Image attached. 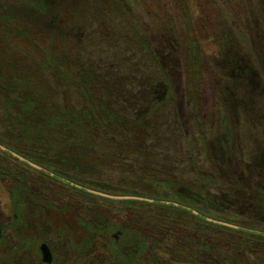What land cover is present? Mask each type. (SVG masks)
Instances as JSON below:
<instances>
[{"label": "rangeland", "instance_id": "obj_1", "mask_svg": "<svg viewBox=\"0 0 264 264\" xmlns=\"http://www.w3.org/2000/svg\"><path fill=\"white\" fill-rule=\"evenodd\" d=\"M5 14L12 17V22L2 26L0 56L17 61L24 71L43 73L53 88H56L55 84L34 47L43 46L52 54L57 51L58 56L53 54V60L49 55L46 62L58 61L59 64L58 52L66 49L70 56L92 62L98 69L110 73L118 71L122 77L129 78L126 88L136 95L134 100L151 92L154 103H168V129H174L175 125L184 151L190 149L193 136L199 138V131L203 129L206 149L213 155V166L220 179L209 189L219 200L224 199L223 209L216 211L212 219L264 232V213L257 209L264 207V201L254 197V193L264 196V0H0V18ZM182 24L180 38L196 39L199 43L201 56L198 61L189 54L182 55L180 33L174 32V27ZM12 32L25 34L32 45ZM145 40L150 43L159 64L147 54ZM232 54L234 65L229 63ZM185 63L190 67L191 76L187 74ZM68 70L75 72L72 67ZM167 82L172 87L169 92ZM72 101L78 108L83 104L75 92H72ZM130 113L127 111L125 115L131 117ZM196 149L199 157L196 170L212 174L203 146ZM170 152L179 167H187L181 169L183 175L180 170L174 175L181 177L179 180L193 182L195 170L189 168L186 157L176 154L172 148ZM167 165L174 166L172 163ZM16 167L23 170L22 166ZM27 177L43 176L35 173ZM99 177L104 182L103 187L125 183L142 190V194L134 193L136 195L182 202L175 194V187L162 188L161 180L166 178L157 175L147 177L138 170L127 174L104 170ZM3 184L0 181V209L11 204L7 190L2 191ZM36 191V187L32 189V192ZM219 200L217 203L221 204ZM67 201L64 200L68 204ZM155 208L140 206L141 211H148L146 215ZM162 209V215L174 218L172 222L178 224L182 218L186 221V213ZM197 210L204 216H211L209 212ZM146 215H139L145 223L142 225L158 227L155 222H147L150 218ZM198 221L203 224L202 220ZM166 230L164 238L171 240L165 242L167 247L160 251L163 258H170L167 253L174 252L173 248L177 246L172 242L176 240L182 245L180 249L191 254L188 258H199L200 264H215V258L218 261L229 257V247L224 243L205 252V238L174 227ZM116 232V228L109 227L105 232L109 240L104 241L110 243ZM102 234L95 240L98 242L97 255L99 258H118L119 254L112 246L108 247L106 243L105 247L100 246L99 243L104 244L98 240ZM49 240L61 255L71 253L69 242L56 230ZM184 244L187 250L182 248ZM180 264L191 263L183 259Z\"/></svg>", "mask_w": 264, "mask_h": 264}, {"label": "trees", "instance_id": "obj_2", "mask_svg": "<svg viewBox=\"0 0 264 264\" xmlns=\"http://www.w3.org/2000/svg\"><path fill=\"white\" fill-rule=\"evenodd\" d=\"M11 22L12 17L7 14L1 15L0 32L4 31L2 26L9 25ZM180 26L184 25L174 27V32L180 33L179 38L180 35L182 36V32H179ZM12 33L15 37L32 45L25 34ZM145 41L147 54L159 64L150 43ZM228 45L231 48V44ZM180 49L183 52L182 55L189 54L197 61L201 56L196 39L189 41L186 38H180ZM33 50L40 57L48 76L60 91L51 86L43 73L24 71L17 61L5 59L1 55L0 144L65 178L81 179L88 186L110 194L136 195L134 193L142 194V190L138 186H128L125 183L115 184V186L108 184L103 187L104 182L96 183L95 180L100 179L99 176L104 170H116L125 174L138 170L147 177L157 175L166 178L161 180L162 188L175 187V194L182 198V202L178 203L194 210L209 212L211 215H203L204 217L213 218L216 211L223 209L224 199L219 200L209 189L214 188L215 182L220 179L217 178L218 172L213 166V155L206 149L207 139L203 129H199V138L193 136L190 149L184 151L180 146L175 125L174 129H168L166 119L168 103L165 101L154 103L151 92L144 93V96L134 100L136 95L126 88V84L130 83L129 78L122 77L118 71L110 73L103 68L98 69L92 62L87 63V60L83 62L78 57L70 56L66 49L58 52L60 64L58 61L46 62L49 55L54 60L52 55L55 53L57 55V51L53 54L47 53L43 46L34 47ZM262 58H264L263 54ZM229 63L234 65L233 54L229 56ZM185 66L187 74L190 75L189 65L185 63ZM69 67L74 68L75 72H70ZM167 83L169 92L172 87L169 82ZM72 92L82 99L83 104L80 108L73 104ZM127 111H131V117L125 115ZM173 113L176 115L175 105H173ZM201 145L204 156L212 167L213 173L209 175L199 173L195 168L199 159L196 148ZM170 148L176 151V154L185 156L189 168L195 170L193 182L179 180L181 177L174 175V172L179 170L183 175L184 171L181 169H187V167H179V163L173 161L170 157ZM11 163H14L13 166ZM170 163L174 166L167 165ZM15 164L22 166L23 170L20 171ZM26 170H30L27 175L39 173L25 162L0 149V178H25L27 175L23 171L26 172ZM41 176L50 178L45 174ZM29 187L37 186L29 184ZM244 192L247 193V190ZM254 197L264 201V196L258 193H254ZM218 200L221 204L217 203ZM129 202L138 203V201ZM139 203L156 207V210L147 217L151 221L154 220L158 226L167 229L186 225L191 235L205 238L203 243L205 252L215 248L220 242L227 243L230 240V232H238L206 219L202 220L173 205ZM162 208L186 213L188 215H186V221L182 218L178 224L176 221L173 223L172 216L161 214L164 211ZM257 209H262L261 212L264 213V207L258 206ZM198 220H202L203 224L198 223ZM169 222H171L170 225ZM197 226H200V229H197ZM201 229L203 232L200 231ZM255 237L259 236L253 235L254 248L257 241ZM260 241L264 242V237Z\"/></svg>", "mask_w": 264, "mask_h": 264}, {"label": "flooded vegetation", "instance_id": "obj_3", "mask_svg": "<svg viewBox=\"0 0 264 264\" xmlns=\"http://www.w3.org/2000/svg\"><path fill=\"white\" fill-rule=\"evenodd\" d=\"M39 166L57 177L31 166L39 172L36 175L45 174L50 178L44 176L42 178H0V181L4 183L2 191L7 190L11 203L10 206L3 205L0 209V264H63L64 262L66 264H172L173 259L175 264H180L183 259L191 264L202 262L199 258L189 259L188 256L191 254L188 255L179 248L182 245L178 240L172 242L177 246L173 248L174 252L170 250L167 253L170 258L160 256L161 249L167 247L165 242L171 239L164 238L166 228L160 226L151 228L142 225L144 222L139 215H146L148 211H141L139 202L146 201L116 200L94 194L88 189L105 194L110 193L92 188L81 179L65 178L45 166ZM29 171L26 170L23 173L26 174ZM95 181L96 183L103 182L100 179ZM29 184L36 185L37 191L32 192L33 188H30ZM64 200H68L69 203H65ZM129 201H138V203ZM156 201L146 203L162 204V201ZM130 204L133 206L131 207ZM178 208L190 212L185 208ZM197 212L201 216L194 215L204 220V216L199 211ZM114 218L120 220L116 221ZM147 222L154 223L155 221L148 219ZM109 227L117 230L110 243L104 241V239L109 240L105 234ZM239 227L238 232H230V240L224 243L229 247V257L220 258L218 261L215 258V264H264V242L260 241L264 237V232ZM174 228L189 230L186 225ZM227 228L237 231L233 227ZM53 230L69 242L71 253L64 256L59 253V249L52 247L49 239ZM98 234H102L98 240L104 242V244L99 243L100 246L105 247V243L108 247L112 246V250L118 252V258H99L95 251L98 243L95 240ZM253 235L259 236L255 237L257 239L255 248L253 247ZM221 244L220 242L219 245ZM182 248L187 250V245L184 244Z\"/></svg>", "mask_w": 264, "mask_h": 264}, {"label": "water", "instance_id": "obj_4", "mask_svg": "<svg viewBox=\"0 0 264 264\" xmlns=\"http://www.w3.org/2000/svg\"><path fill=\"white\" fill-rule=\"evenodd\" d=\"M0 149L3 150V151H6L8 153H10L11 155H13L14 157L20 159L21 161L29 164L30 166L36 168V169H39V170H44V168H42L41 166H39L38 164L30 161L29 159L21 156L20 154L8 149L7 147H5L4 145L0 144ZM46 171V170H44ZM48 174H50L51 176H54V177H57L55 174L49 172V171H46ZM88 191L94 193V194H99V195H102V196H105V197H108L110 199H116V200H139V201H146V202H157L156 200L154 199H150V198H145V197H140V196H116V195H110V194H105V193H101V192H98V191H93V190H89ZM162 204H168V205H173V206H176V207H182V208H185L187 209L188 211L192 212L193 214H196V215H199L201 216L196 210H193L189 207H185V206H181L179 203H176V202H169V201H162L161 202ZM204 219H206L207 221L209 222H213V223H216V224H219V225H223V226H226V227H233V228H236V229H239L240 227L237 226V225H233L231 223H228V222H225V221H220V220H216V219H212V218H209V217H203Z\"/></svg>", "mask_w": 264, "mask_h": 264}]
</instances>
